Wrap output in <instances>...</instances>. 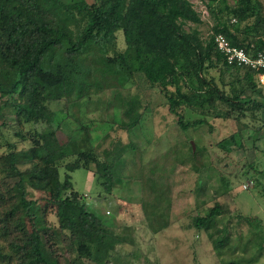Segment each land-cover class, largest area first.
I'll return each instance as SVG.
<instances>
[{"label":"rangeland","instance_id":"rangeland-1","mask_svg":"<svg viewBox=\"0 0 264 264\" xmlns=\"http://www.w3.org/2000/svg\"><path fill=\"white\" fill-rule=\"evenodd\" d=\"M190 1L199 13L204 6L210 12V4L218 8L222 2ZM224 1L231 7L238 0ZM258 1L264 16V0ZM209 14L201 13L198 26L204 40L228 17L225 12ZM62 21L70 23L69 19ZM260 29L264 38V23ZM117 37L116 49L124 51L122 31ZM88 55L82 57L91 68L84 76L87 89L82 97L74 93L65 99L61 87L50 90L55 100L49 102L55 113L51 124L20 126L11 108L5 106L14 98L0 95V158L6 157L14 145L19 159L27 161L34 135L56 132L62 142L70 141L75 147V154L63 160L59 168L64 180L66 164L79 160L80 153L93 152L101 165L92 162L89 169L67 173L72 191L79 194L88 211L133 241L118 246L109 264H264V108L241 114L218 103L216 111L208 109L203 114L181 107L178 112L187 126L183 129L160 87L150 88L136 78L122 85L118 70L106 69L103 57L92 59ZM206 76L232 94L240 91L244 71L237 74L220 67ZM259 79L260 75L257 89L264 95V79ZM240 95L247 105L264 103V96L249 89ZM130 101L136 102L132 119L139 116L134 126L126 113ZM217 112L228 113V118L215 116ZM223 141L229 143L228 148L220 146ZM193 144L196 156L190 153ZM108 163H113L107 173L112 185L111 192L106 193L101 179ZM26 190L34 205L32 216L22 217L25 228L39 230L42 242L61 264H80L65 241L55 208L47 202L49 193L29 183ZM216 206L220 214L212 219L209 229H198L195 219L207 217ZM10 245L9 238L0 237L5 253Z\"/></svg>","mask_w":264,"mask_h":264},{"label":"trees","instance_id":"trees-1","mask_svg":"<svg viewBox=\"0 0 264 264\" xmlns=\"http://www.w3.org/2000/svg\"><path fill=\"white\" fill-rule=\"evenodd\" d=\"M212 4V15L225 12L228 17L204 40L198 27L201 13L190 0H0V95L14 98L5 106L11 108L20 126L51 124L55 113L49 102L55 100L50 90L61 87L65 99L74 93L82 97L87 89L84 76L91 70L82 57L90 53L92 59L103 57L106 69L118 70L122 85L136 78L150 88L160 87L170 112L179 117L183 129L187 126L178 112L181 107L203 114L208 109L216 111L218 103L241 114L261 110L264 103L247 105L240 93L249 89L264 96L256 80L264 75V69L229 65L217 48L215 36L224 35L231 46L248 53L264 52L262 5L258 0H238L231 7L224 0L218 8ZM118 31L124 34V51L116 49ZM256 37L259 38L254 40ZM220 67L237 74L244 71L243 81H238L241 92L225 93L213 78L206 76L211 69ZM135 105L130 101L126 112L133 126L139 118L132 119ZM215 116L228 118V113L217 112ZM69 142H62L56 132L41 131L34 135L27 161L19 159L14 145L6 157L0 158V237L11 242L7 253L0 248L1 264H61L42 242L40 231L25 228L22 217H31L34 205L26 195L27 183L49 193L47 202L55 208L65 241L80 264H109L118 246L132 244V240L117 234L97 214L88 211L79 194L72 191L67 172L89 169L92 162L100 164L93 152L80 153L79 160L66 164L67 172L61 179L62 161L75 154ZM225 142L219 144L228 148ZM190 153L197 155L192 145ZM113 163L103 169L101 185L106 193L111 192V176L107 173ZM219 214L220 208L214 207L207 217L195 219L196 227L208 230Z\"/></svg>","mask_w":264,"mask_h":264},{"label":"built area","instance_id":"built-area-1","mask_svg":"<svg viewBox=\"0 0 264 264\" xmlns=\"http://www.w3.org/2000/svg\"><path fill=\"white\" fill-rule=\"evenodd\" d=\"M201 13L203 15L210 16L207 8L204 6ZM215 43L218 50L224 55L225 61L233 66H244L255 71H261L264 69V52L257 54L248 53L244 49H239L230 45L227 38L218 34L215 36ZM264 75H260V81ZM263 81V80H262Z\"/></svg>","mask_w":264,"mask_h":264},{"label":"water","instance_id":"water-1","mask_svg":"<svg viewBox=\"0 0 264 264\" xmlns=\"http://www.w3.org/2000/svg\"><path fill=\"white\" fill-rule=\"evenodd\" d=\"M193 148H194V144H193Z\"/></svg>","mask_w":264,"mask_h":264}]
</instances>
